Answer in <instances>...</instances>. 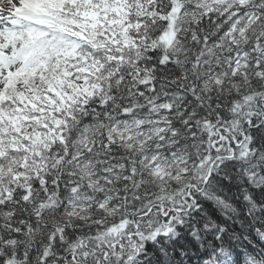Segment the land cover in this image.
<instances>
[{"label": "snow or ice", "instance_id": "snow-or-ice-1", "mask_svg": "<svg viewBox=\"0 0 264 264\" xmlns=\"http://www.w3.org/2000/svg\"><path fill=\"white\" fill-rule=\"evenodd\" d=\"M0 264H264V0H0Z\"/></svg>", "mask_w": 264, "mask_h": 264}]
</instances>
